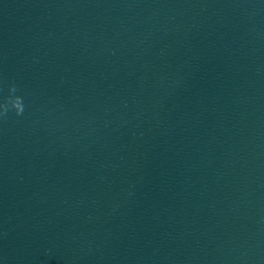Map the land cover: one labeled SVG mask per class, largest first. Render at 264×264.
I'll return each mask as SVG.
<instances>
[{
    "label": "water",
    "instance_id": "95a60500",
    "mask_svg": "<svg viewBox=\"0 0 264 264\" xmlns=\"http://www.w3.org/2000/svg\"><path fill=\"white\" fill-rule=\"evenodd\" d=\"M141 264H264V0H201Z\"/></svg>",
    "mask_w": 264,
    "mask_h": 264
}]
</instances>
